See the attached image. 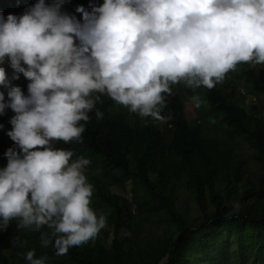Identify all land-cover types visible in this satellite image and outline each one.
<instances>
[{
    "label": "clouds",
    "instance_id": "9594fccd",
    "mask_svg": "<svg viewBox=\"0 0 264 264\" xmlns=\"http://www.w3.org/2000/svg\"><path fill=\"white\" fill-rule=\"evenodd\" d=\"M65 2L36 0L20 15H0V116L14 113L6 131L14 147L0 168V230L13 219L47 228L41 246L51 244L55 255L107 224L90 207V161L54 146L80 141L100 95L162 121L170 85L211 89L240 63L264 64V0H89L75 7L79 20L61 11ZM18 74L26 94L11 83ZM190 99L200 106L198 95ZM24 260L46 264L34 250Z\"/></svg>",
    "mask_w": 264,
    "mask_h": 264
},
{
    "label": "trees",
    "instance_id": "16d2710c",
    "mask_svg": "<svg viewBox=\"0 0 264 264\" xmlns=\"http://www.w3.org/2000/svg\"><path fill=\"white\" fill-rule=\"evenodd\" d=\"M35 3L0 0V15H20ZM92 3L98 6L102 0ZM77 5L87 8L89 0H66L61 11L79 20L80 14L74 12ZM234 70L252 95L264 97L260 64L240 63ZM11 71L6 62V75ZM18 75L11 83L26 94L28 81ZM170 87L162 121L141 118L106 94H96L100 101L88 113L80 141H55L57 148L71 149L73 159L82 156L90 161L83 170L93 187L90 207L107 214V224L97 236L64 255H55L51 244L41 246L40 232L47 228L17 227L19 220L13 219L0 230V264H25L28 250H34L35 257L44 256L46 264H264V205H260L264 199V120L235 99L225 76L211 89H191L183 82ZM193 95L200 97L199 107H193ZM188 105L199 117H187ZM112 108L116 113L109 112ZM95 110L102 113L100 119ZM13 114L6 108L0 116L4 126L0 129V168L7 162L4 151L14 147L6 135ZM160 123H167L169 137L164 138L157 127ZM208 123L219 127L228 141L249 144L262 170L256 183L242 179L240 165L211 137ZM129 181L133 186L130 202L111 194V188ZM174 182L183 183L197 216L190 217L177 207ZM152 228L157 234L144 240Z\"/></svg>",
    "mask_w": 264,
    "mask_h": 264
},
{
    "label": "rangeland",
    "instance_id": "374dc122",
    "mask_svg": "<svg viewBox=\"0 0 264 264\" xmlns=\"http://www.w3.org/2000/svg\"><path fill=\"white\" fill-rule=\"evenodd\" d=\"M262 69H264V64H260ZM239 72L232 70L225 74V79L230 83L231 92L234 94L235 99L240 103L246 106L249 112L255 113L259 116L262 121L264 120V97L252 95L250 88L245 83L243 78H240L238 75ZM254 107V108H253ZM110 113H116V108L109 110ZM187 117L190 119H195L198 116L197 111L190 105L186 108ZM126 124L130 125L129 120L126 121ZM157 127L162 130L164 138L170 136L169 128L167 123L157 124ZM206 128L210 131V135L213 138L217 139L218 145L222 149L228 150L229 154L232 157L234 163L240 165V173H242V179H248L249 181L256 183V177L262 174V170L258 165L257 161L254 159V152L249 147V144L243 142L242 140H230L225 139V135L222 130L214 126V124L208 123ZM205 128V129H206ZM54 146L56 144L54 142ZM132 183L126 182L124 185L116 186L111 188V194L117 195L123 199L132 200ZM173 194L176 197L177 207L181 210L182 213L187 214L190 217L197 216V209L192 200L188 198V195L183 187V183L174 182L172 188ZM260 205H264V199L260 201ZM161 226H165V223H162ZM156 230L153 228L146 234L144 240H152L156 235ZM109 244V241L105 243V246Z\"/></svg>",
    "mask_w": 264,
    "mask_h": 264
}]
</instances>
